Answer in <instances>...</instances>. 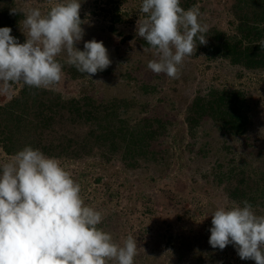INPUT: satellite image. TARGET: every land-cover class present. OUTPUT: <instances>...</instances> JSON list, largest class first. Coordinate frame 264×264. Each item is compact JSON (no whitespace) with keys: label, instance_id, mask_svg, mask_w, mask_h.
<instances>
[{"label":"rangeland","instance_id":"rangeland-1","mask_svg":"<svg viewBox=\"0 0 264 264\" xmlns=\"http://www.w3.org/2000/svg\"><path fill=\"white\" fill-rule=\"evenodd\" d=\"M15 1L18 8H39L42 14L59 2ZM80 4L84 36L75 46L82 51L84 42L102 41L111 60L110 72L73 79L64 69L66 55L61 54L57 59L63 65V76L50 90L65 99L89 95L99 101L135 99L149 107L140 116L136 114L139 107H133L131 116L159 118L167 129L152 142L156 159L142 160L134 169L119 159L105 163L100 155L73 159L54 153L49 157L57 158L80 184L85 205L101 213L99 227L114 242L122 245L128 235L137 240L134 264H255L239 260L232 244L220 250L208 241L211 213L220 207L243 206L229 197L228 188L247 178L252 193L264 197V69L245 70L226 59L209 60L201 53L185 57L177 79L155 74L147 64L158 60L156 50L145 46L136 33L137 24L146 18L140 11L142 0H115L114 4L80 0ZM231 5L230 0H199L195 8L208 30L231 35L236 24ZM20 31H26L22 24ZM23 85L14 83L9 93H0V103L17 96ZM144 86L156 90L146 93ZM211 88L246 93L250 123L243 135L226 133L209 119L202 121L195 136L190 134L187 107L199 92ZM74 129L56 123L45 141L63 131H70L75 139L83 136V131ZM13 157L0 150L1 165ZM253 210L264 215V207Z\"/></svg>","mask_w":264,"mask_h":264},{"label":"clouds","instance_id":"clouds-1","mask_svg":"<svg viewBox=\"0 0 264 264\" xmlns=\"http://www.w3.org/2000/svg\"><path fill=\"white\" fill-rule=\"evenodd\" d=\"M80 0H59L47 14L39 8H12L22 14L24 43L0 27V93L12 84L52 89L62 79L57 57L88 77L106 70L108 50L95 39L75 45L84 36ZM146 18L136 33L156 50L158 60L147 68L155 74L179 78L185 57L207 42L206 24L199 9L185 10L180 0H142ZM264 48V39L258 42ZM81 186L57 158L26 146L0 166V264H134L137 240L128 235L123 244L98 227L102 215L85 205ZM243 206L220 207L211 213L209 244L223 250L232 244L241 260L264 264V215H257L247 200Z\"/></svg>","mask_w":264,"mask_h":264},{"label":"trees","instance_id":"trees-1","mask_svg":"<svg viewBox=\"0 0 264 264\" xmlns=\"http://www.w3.org/2000/svg\"><path fill=\"white\" fill-rule=\"evenodd\" d=\"M104 1L115 3V0ZM230 1L236 22L234 33L226 35L214 28L208 30L205 34L207 42L199 44L197 40L193 54L203 53L213 61L226 59L245 70L264 69V48L258 44L264 39V0ZM198 3L199 0H180L185 10L195 8ZM12 8H18L15 0H0V27H10L11 35L24 43L26 38L20 31L23 15H10ZM143 44L149 46L146 41ZM64 69L73 79L87 76L71 65H64ZM109 72L107 68L96 74ZM144 89L148 93V90L155 91L156 87L144 86ZM136 106L139 107L136 114L140 116L149 104H138L135 99L99 101L91 95L65 99L54 90L23 85L17 96L0 103V150L13 157L26 146H31L47 156L55 153L77 159L100 155L105 163L119 159L127 168H138L142 160L156 159L151 145L165 133L167 126L159 118L131 116L130 110ZM185 119L193 136L206 119L226 133L243 135L250 123L246 93L225 88L199 92L188 105ZM56 123L83 131V136L75 139L70 131H63L46 142L47 132H52ZM241 174L245 171L242 170ZM228 189L232 200L242 204L245 197L253 207H264V197L259 199L255 195L257 192L252 193L247 178L240 179ZM238 259L241 260L239 256ZM241 261L245 263L247 260Z\"/></svg>","mask_w":264,"mask_h":264}]
</instances>
